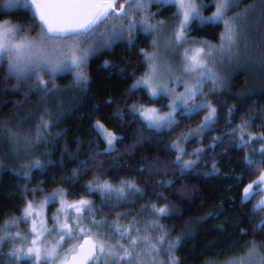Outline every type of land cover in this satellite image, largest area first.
Returning <instances> with one entry per match:
<instances>
[{
	"label": "trees",
	"instance_id": "16d2710c",
	"mask_svg": "<svg viewBox=\"0 0 264 264\" xmlns=\"http://www.w3.org/2000/svg\"><path fill=\"white\" fill-rule=\"evenodd\" d=\"M196 2L203 16L214 12V0ZM3 4L0 0V23L23 26L19 35L39 37L31 11L5 9ZM147 11L155 15L151 23L178 17L177 6L171 3H153ZM230 14L248 17L246 22L241 20L249 35L247 61L229 72L226 96L216 102L214 125L188 136L184 143L180 137L198 128L207 110L190 119L178 113V125L161 131L148 129L139 114L130 110L132 105H143L169 111L168 97L153 102L144 90L130 93L132 84L147 71L141 49L151 54L152 41L161 32L152 36L137 29L131 43L120 40L91 55L86 84H77L74 72L50 77L41 71L45 85L35 75L18 80L9 75L7 62L0 60V229L8 228L5 235H15V229L20 235L26 233L25 223L13 225L11 221L22 220L27 201L35 204L63 189L69 193L68 200L91 201L98 220L124 218L126 225L139 222L143 227L153 219V204L173 209L172 215L160 217L159 224L173 240H180L174 252L178 264H225L246 255L252 244L259 245L264 255L260 227L264 209L257 210L263 192L258 188L251 199L243 197L244 188L264 171V158H255V166H249V151L245 145L238 147L242 125L264 133V0H235ZM224 32L223 24L193 21L187 37L217 44ZM212 86L210 83L204 90ZM41 118L47 121V130ZM97 122L119 137L114 150L106 151L105 139L94 129ZM9 132L19 138L16 146L9 140ZM26 140L32 143L26 145ZM178 140L186 153L184 159L199 156L184 172L175 164L178 153L171 147ZM37 160L42 168L28 167ZM97 180L114 187L131 182L141 192L129 195L126 189L125 200H105L99 192L88 191ZM33 189L43 192L33 196ZM17 243L0 246V264H12L8 253L21 248Z\"/></svg>",
	"mask_w": 264,
	"mask_h": 264
},
{
	"label": "snow or ice",
	"instance_id": "6c2138e0",
	"mask_svg": "<svg viewBox=\"0 0 264 264\" xmlns=\"http://www.w3.org/2000/svg\"><path fill=\"white\" fill-rule=\"evenodd\" d=\"M153 3H159L160 6H164L165 3L174 4L177 6V15L181 17L173 26L167 43L169 52L183 48L188 43L186 34L190 22H199L201 25L220 23L225 27L219 49L206 42L204 47L184 49L179 76L171 65L162 59L158 51L149 54L141 49L147 71L132 84L130 93L144 90L153 102L160 97H168L171 99V103L167 105L170 110L161 114L159 109L143 105H132L130 110L139 114V118H142L148 129L155 131L177 126L179 123L176 119L177 112L190 119L195 114L207 110V115L200 126L188 135L180 137V140H185L190 135L203 133L215 123L216 108L209 104L203 88L208 81L214 84L221 82L208 63L212 53L216 51L230 56L233 49L238 50L243 40L244 30L240 19L228 18V12L235 4V0H214L215 11L213 15L207 17L202 15L196 0H4L5 9L31 11L36 20L35 27L40 29V34L36 39L19 37L23 26H14L8 21L0 23V60L7 62L9 75L18 80L26 81L35 75L37 82L45 85L46 82L39 75L41 71L50 77L60 72H74L77 84H86L85 70L91 55L101 49L110 48L120 40L131 43L137 29L146 35L155 36L165 27L162 21L151 23L155 20V15L147 10ZM136 16H139V19H136ZM159 47L157 41L153 40L152 48ZM205 47L208 49L207 53ZM104 66L107 68L109 64L105 62ZM189 80L192 83H189ZM169 81L180 84L185 91L177 93L174 88L168 87ZM43 90L48 91L47 87ZM197 96L201 97V102L190 104ZM41 125L47 130L48 123L43 118ZM244 127H247V124L241 126L239 129L241 133ZM94 129L106 140L109 146L106 151H111L117 137L99 122L94 125ZM239 139L241 143L238 147H243L245 145L243 134ZM248 139L255 137L249 136ZM260 139L264 140V137ZM9 140L13 146L19 143V138L11 132ZM180 140L174 142L171 147L178 153L175 164L184 172L196 164L199 156L197 155L195 160L184 159L186 153L179 147ZM30 143L32 141H25L26 145ZM260 151L264 152V149ZM246 164L254 167L256 161L247 159ZM28 167L42 168L43 165L37 160ZM215 171L216 166L213 165V173ZM94 183L95 187L91 184L88 186L89 193L99 192L105 200L113 198L118 202L125 200L126 189L129 195L141 192L131 182H121L119 187H114L107 181L101 183L97 180ZM256 183L259 190V184L264 183V175H261ZM167 184L170 185L171 182ZM252 189L253 184L244 188L245 200L255 195ZM38 192L42 193L43 190L33 189L31 194L35 196ZM68 195L69 193L60 189L35 204L27 201L22 210V220L12 219L13 225L21 222L32 225L29 230L32 238L27 241L29 246L26 249L14 248L8 253L12 264H20L21 261H28L29 264H41V261L43 264H164L163 261L156 260V257L162 254L168 257L167 264H178L174 252L180 240L179 238L173 240L159 224L160 217L172 215L173 209L153 204L151 207L153 219L143 227L139 226V222L122 226L118 222L97 220L91 201L81 198L69 202L66 199ZM56 202L60 203V208L50 217L52 227L49 228L47 226L49 217L45 216L44 210L48 204ZM261 209H264V201L257 206L258 211ZM89 217L91 219H88ZM86 221L88 227L84 226ZM260 227L264 230V224ZM93 228L98 231L93 232ZM105 228L111 231H99ZM6 232L8 228L0 229V246L6 242L9 244L24 242L26 239L20 236L18 229H15V235L6 236ZM52 235H57L59 239L54 243L44 239L45 236ZM113 240L114 243L110 242ZM227 264H264V255H261L257 246L252 244L246 255L228 261Z\"/></svg>",
	"mask_w": 264,
	"mask_h": 264
},
{
	"label": "rangeland",
	"instance_id": "374dc122",
	"mask_svg": "<svg viewBox=\"0 0 264 264\" xmlns=\"http://www.w3.org/2000/svg\"><path fill=\"white\" fill-rule=\"evenodd\" d=\"M165 4H168V3H165ZM197 5H198V7H200V9L202 11L201 6L198 3H197ZM214 11H215V8H214ZM213 13L211 15H213ZM211 15H209V16H211ZM261 15L263 16L262 13H261ZM228 18L229 19H233L235 17L232 16V14H230V15H228ZM240 18H241L240 21L245 19V22H246V19L248 17H247V15L241 14ZM180 19H181V17L178 16L177 18H173L171 20H165V19L161 20L164 23L165 27L160 31L161 33L159 32L160 34H159V36H158V38L156 40L157 43L160 45V47H159V49H154L152 51V52L158 51L159 54L161 55L162 59L166 60L168 62V64L171 65V67L173 68L174 71H176L178 76L181 75V73L179 72V69L181 67V60H182L185 48L191 50V49H195V48H198V47H204V44L206 42L207 44H210V45L214 46L216 49H219L220 44H221V38H220L219 43L213 44V43H210V42L205 41V40L191 39L189 41V39L187 37L188 43L185 44L183 48H180V49H178L176 51H173V52H169L167 50V43L170 40L172 31H173V26ZM190 23H189V25H190ZM189 25H188V27H189ZM186 35L188 36V32H187ZM19 37H25V36L24 35H19ZM249 47H250L249 46V35L247 33V30L244 29V31H243V40L240 43L238 50L237 49H233V54L232 55L229 56V55H227L225 53L216 52V51H214L212 53V57L210 58L208 63L212 67V70L215 73L216 77L221 81L220 83H217V84H214L211 81H208L205 84L204 88L210 83L213 85L212 88H209L207 91H205L204 88H203V92L206 94L207 100H208L209 104L212 107H216V102L217 101H221L226 96V91H227L226 90V84H227V82L229 80V75L228 74H229V72H232L235 69V67L237 68V66L238 67L242 66V64H241L242 61L243 62L247 61V51H249ZM207 52H208V49H207V47H205V53H207ZM185 78H187V77H185ZM189 83H192V81L189 80ZM168 87L169 88H174L177 93H182V92L185 91L184 87H182L180 84L173 83L172 81L168 82ZM200 102H201V97L197 96L194 101L190 102V104L191 103H200ZM170 103H171V99H170ZM218 105H219V103L217 104V106ZM164 113H166V112H161V114H164ZM178 113L179 112L176 113V119L177 120H178ZM105 129H107V128H105ZM107 131H109V130L107 129ZM238 131H239V129H238ZM109 132H111V131H109ZM191 132H193V131H191ZM111 133H113V132H111ZM239 133H240V136L242 134L244 136L245 147L247 148V151H249V159L254 160L255 158H264V152L260 151L261 149H264V140L260 139L261 137H264L263 131L255 132L253 129H249V127H244L243 128V133H241L240 131H239ZM113 135L116 136L117 139L114 141V143L112 145V150H114L116 148V143H117V140L119 138L114 133H113ZM249 136L255 137V139L249 140L248 139ZM182 142L184 143L185 140H183ZM108 147L109 146L107 144V148ZM180 147L184 149V147H182V146H180ZM261 175H264V171L262 172ZM257 181L252 183L253 184V189L251 191L253 193H255L256 190H257V183H256ZM258 188L263 192V196H262V198L260 199V201L258 203V205H260L261 202L264 201V183H260ZM66 199H67V197H66ZM68 201L69 202H74V201H78V200H68ZM54 204H48L45 207L44 213H45L46 217H48V211H49L50 206L52 207L51 216H53V215H55L57 213L58 209L60 208V203L56 202ZM71 211L72 210H69V212H71ZM85 216H87V213H85ZM88 219H91V217H89ZM105 221H107L109 223L118 222L122 226H128V225H126V220L124 218H120V219L117 218L116 220H112V221L105 220ZM50 224H49V221H47V226L49 228L52 227V220H51ZM26 226H27L26 227V233L23 232V234L20 235L21 237H25L26 239L24 240V242H18L17 243L19 245L18 247L22 248L23 245H24L25 249H26L27 246H29L27 241L32 238L29 235V230L31 229L32 225L30 223H28V224H26ZM84 226L88 227L87 221L85 222ZM92 231L96 232V231H98V229L93 228ZM99 231L110 232L111 230L105 228V229H100ZM152 235H157V234H152ZM44 239L54 243L56 240L59 239V237L57 235H52V236H45ZM110 242L114 243L115 241L113 240V241H110ZM41 243H43V241H41ZM255 245L257 246L258 252L261 254L259 245H257V244H255ZM68 246L71 247L72 245H68ZM62 254L63 253H61V255ZM156 260L157 261H163L164 264H167L168 257L162 254V255L156 257ZM41 264H43V261H41ZM225 264H227V262Z\"/></svg>",
	"mask_w": 264,
	"mask_h": 264
}]
</instances>
